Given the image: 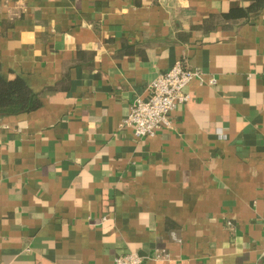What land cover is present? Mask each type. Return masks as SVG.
<instances>
[{
  "label": "crops",
  "instance_id": "1",
  "mask_svg": "<svg viewBox=\"0 0 264 264\" xmlns=\"http://www.w3.org/2000/svg\"><path fill=\"white\" fill-rule=\"evenodd\" d=\"M255 2L0 0V75L42 102L0 115V264H264V6L222 17ZM179 60L203 81L137 139Z\"/></svg>",
  "mask_w": 264,
  "mask_h": 264
},
{
  "label": "built area",
  "instance_id": "2",
  "mask_svg": "<svg viewBox=\"0 0 264 264\" xmlns=\"http://www.w3.org/2000/svg\"><path fill=\"white\" fill-rule=\"evenodd\" d=\"M194 79L203 81L202 73L190 69L183 60H179L148 85L149 95L146 99L134 100L122 126L132 128L139 140L153 137L161 128L173 130L171 113L189 102L187 87ZM113 264H142V259L137 253L130 252L117 256Z\"/></svg>",
  "mask_w": 264,
  "mask_h": 264
},
{
  "label": "trees",
  "instance_id": "3",
  "mask_svg": "<svg viewBox=\"0 0 264 264\" xmlns=\"http://www.w3.org/2000/svg\"><path fill=\"white\" fill-rule=\"evenodd\" d=\"M264 0H256L246 9L232 8L222 17L228 22H236L248 18L250 14L262 9ZM42 102L21 78L7 81L0 75V115L32 112L39 109Z\"/></svg>",
  "mask_w": 264,
  "mask_h": 264
}]
</instances>
